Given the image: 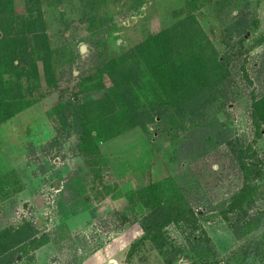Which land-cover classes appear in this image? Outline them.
I'll use <instances>...</instances> for the list:
<instances>
[{"label":"rangeland","instance_id":"1","mask_svg":"<svg viewBox=\"0 0 264 264\" xmlns=\"http://www.w3.org/2000/svg\"><path fill=\"white\" fill-rule=\"evenodd\" d=\"M142 1L0 0V38H6L0 81L27 102L0 121V233L35 226L34 236L0 264H264V217L239 235L223 216L244 177L217 136L224 121L229 133L253 146L264 168V126L258 132L252 118L254 98L264 96V0ZM242 12L259 20L243 44L228 29ZM178 23H198L210 49L231 58L228 100L213 88L181 111L157 110L155 88L139 71L131 76L139 98L115 100L134 119L124 118L114 132L101 124L104 136L85 141L79 106L93 102L81 115L85 124L117 109L101 100L117 90L114 80L121 82L122 57ZM41 33L50 48L49 73L36 51ZM15 58L13 70L8 62ZM152 183L163 198L186 197L216 246L214 256L193 252L177 225L168 229L173 247L146 242L129 254L144 235L139 195ZM256 184L252 214L264 212V177Z\"/></svg>","mask_w":264,"mask_h":264},{"label":"trees","instance_id":"2","mask_svg":"<svg viewBox=\"0 0 264 264\" xmlns=\"http://www.w3.org/2000/svg\"><path fill=\"white\" fill-rule=\"evenodd\" d=\"M258 25L259 20L256 16L249 19L247 13L242 12L228 29L235 31L241 37L240 43L243 44L244 34L247 30L258 27ZM204 35V29L198 23H178L152 35L125 53L119 72V76L122 77L121 82L118 81L117 83L114 80L117 90L113 91L112 95H106L101 102H109L111 106H114L117 105L115 100L119 97L123 98L122 101L139 98V89L134 87L135 80L131 81V76L139 73V71H143L144 79L155 88V95L151 104L155 105L153 107L157 110L166 108L174 110L173 113L181 111L183 106L198 100L202 94L208 93L213 88L221 89L224 94L223 99L228 100L229 94L226 92H228L227 87L230 81L229 62L231 58L220 56L214 47L210 49V42ZM37 36L44 44L40 43V47H37L36 51L44 60L45 69L49 73L51 61L47 58L50 48L47 44L46 34L41 33ZM5 39L0 38V51L3 50L2 45H4ZM6 47L7 50H10L8 51L9 54L18 56L16 52L12 51L13 49ZM17 58L8 62L9 67L13 70ZM35 70H38L36 62ZM19 98L6 91L1 79L0 121L12 117L27 104L26 101ZM70 106L71 104L67 103L63 113H60V122L64 125H69L68 112L65 110L70 109ZM90 106H94L93 102L82 104L79 106L81 113L79 111L76 113V121L81 124V132L85 141L104 136L105 128L111 132L117 131L119 125L123 124L124 118L134 119V115L127 105H117V109H110L107 114H101L93 120L95 122L85 124V115H81ZM252 107V118L257 127L256 130L259 132L260 128L264 126V96L254 98ZM101 124L102 126L105 125L102 130L99 127ZM219 124L221 126L217 133V136L220 137L218 140L228 146L244 177L242 188L233 195L230 203L222 209V213L234 231L243 235L259 226L261 218L264 217L262 211L251 213L256 206L260 193V187L256 181L264 177V168L261 162L255 158L256 154L252 150V145H246L237 134L229 133L224 121ZM94 131L97 136L93 135ZM139 197L146 208V212L141 217L144 235L131 244L129 254L134 255L146 242H150L159 249L173 247L175 242L168 229L172 225H177L186 233V239L190 241V248L193 252L203 257L215 255L216 246L211 236L200 223L199 214L185 196L174 193L169 198H163L160 195L159 185L152 183L144 192H141ZM34 234L35 226L31 223L14 229V232L7 230L6 233H0V258L12 247L27 241Z\"/></svg>","mask_w":264,"mask_h":264}]
</instances>
